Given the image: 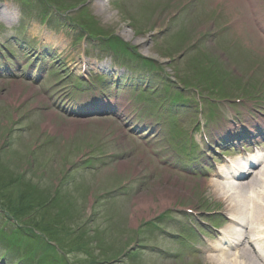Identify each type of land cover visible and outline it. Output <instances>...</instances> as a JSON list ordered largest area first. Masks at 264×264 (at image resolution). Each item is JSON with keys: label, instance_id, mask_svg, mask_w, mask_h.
Listing matches in <instances>:
<instances>
[{"label": "rangeland", "instance_id": "obj_1", "mask_svg": "<svg viewBox=\"0 0 264 264\" xmlns=\"http://www.w3.org/2000/svg\"><path fill=\"white\" fill-rule=\"evenodd\" d=\"M0 7L15 15H0V264H208L227 223L204 182L241 150L235 129L264 121V44L246 8L229 0ZM236 25L233 44L220 32ZM111 62L140 75L108 72ZM204 78L211 82L197 89ZM222 88L234 100L217 99ZM114 89L116 100L104 98ZM177 89L198 102L172 106ZM180 185L161 209L160 190ZM144 196L156 204L148 216L137 210Z\"/></svg>", "mask_w": 264, "mask_h": 264}, {"label": "bare ground", "instance_id": "obj_2", "mask_svg": "<svg viewBox=\"0 0 264 264\" xmlns=\"http://www.w3.org/2000/svg\"><path fill=\"white\" fill-rule=\"evenodd\" d=\"M229 2L234 6L241 3L251 11L256 10L253 0H229ZM92 5L100 11L103 10V7L96 2H93ZM4 14L10 15L7 16L9 18L15 16L8 8L0 7V15L4 16ZM48 42L52 43L50 38H48ZM45 126L55 131L54 127L49 124ZM62 130L65 133L68 131L67 128H62ZM261 131L255 129L258 136L261 135ZM250 133L252 132L245 134ZM243 138H245L244 135ZM122 165L123 163L120 164V167ZM238 168L236 174L239 175L235 180H227L219 171L215 174L214 179L204 182L212 195L224 204V211L229 216L227 225L217 237L219 244L217 247H209V254L204 257L208 264H264V166H258L250 172L248 171L250 166ZM248 173V176L243 177V174ZM165 179L167 181V177ZM175 184L176 180L172 182L173 186ZM182 186L160 190L158 206L161 209L168 208L181 194L179 190L182 189ZM137 204V210H140V214L143 216H148L143 213L144 211L148 212L149 208H156L151 197L144 196ZM213 253L215 255H210Z\"/></svg>", "mask_w": 264, "mask_h": 264}]
</instances>
